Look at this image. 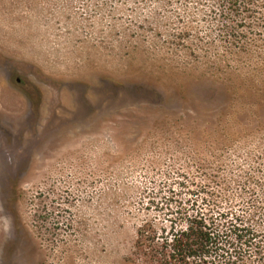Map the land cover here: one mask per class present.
Instances as JSON below:
<instances>
[{
	"label": "rangeland",
	"instance_id": "obj_1",
	"mask_svg": "<svg viewBox=\"0 0 264 264\" xmlns=\"http://www.w3.org/2000/svg\"><path fill=\"white\" fill-rule=\"evenodd\" d=\"M256 3L229 40L210 0H0V264H138L200 188L264 207Z\"/></svg>",
	"mask_w": 264,
	"mask_h": 264
},
{
	"label": "trees",
	"instance_id": "obj_2",
	"mask_svg": "<svg viewBox=\"0 0 264 264\" xmlns=\"http://www.w3.org/2000/svg\"><path fill=\"white\" fill-rule=\"evenodd\" d=\"M210 1L213 7L221 9L222 28L229 40L235 35L229 18L250 16L258 6V0ZM239 45L240 49L244 47ZM210 192L205 187L197 193L190 191L189 198L174 195L162 203L153 202L155 211L148 213L138 227L133 261L138 264H244L253 255L263 259L264 207H257L251 201L246 211L240 205L242 198L236 208L231 201H223L221 196Z\"/></svg>",
	"mask_w": 264,
	"mask_h": 264
}]
</instances>
